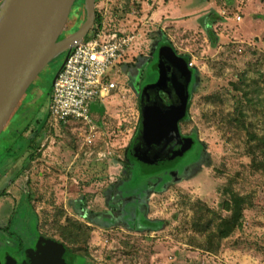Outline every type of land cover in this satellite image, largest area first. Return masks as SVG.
<instances>
[{"label":"rangeland","instance_id":"374dc122","mask_svg":"<svg viewBox=\"0 0 264 264\" xmlns=\"http://www.w3.org/2000/svg\"><path fill=\"white\" fill-rule=\"evenodd\" d=\"M171 1H96L101 26L137 38L116 67L125 90L92 103L98 126L93 144L85 143L86 128L55 124L49 114L53 80L66 52L29 88L0 136V246L20 239L32 243L41 234L65 243L79 256L77 264H264V165L254 162L263 160L264 151V0H208V9L205 0H195L187 19L167 11ZM190 1L176 0L183 9ZM77 5L62 37L86 18L84 0ZM211 25L215 44L205 28ZM94 28L95 23L89 36L99 27ZM161 32L197 69L189 118L180 127L204 145V159L185 179L148 195L146 216L163 220L160 230L137 231L119 222L105 227L93 218L110 201L146 188L149 174L130 162L128 181L110 195L125 177V151L141 119L139 94L125 68L130 72L141 63L147 81L157 79L145 59L155 53L156 60ZM184 158L195 159L192 150ZM231 192L245 198L241 225L219 238L221 221L231 215L224 206ZM80 200L88 217L79 212ZM143 212L136 211L140 222ZM130 219L134 226L137 219Z\"/></svg>","mask_w":264,"mask_h":264},{"label":"water","instance_id":"95a60500","mask_svg":"<svg viewBox=\"0 0 264 264\" xmlns=\"http://www.w3.org/2000/svg\"><path fill=\"white\" fill-rule=\"evenodd\" d=\"M78 0H3L0 5V136L35 79L60 53L66 52L55 79L70 50L80 44L95 23L96 0H84L86 18L67 36L63 32ZM159 76L141 93L143 121L131 156L142 168L155 174L174 164L192 147L193 138L184 137L179 122L185 118L192 79L186 60L169 45H162L153 65ZM53 86V85H52ZM161 92L167 94L168 101ZM21 130V129H20ZM20 130H17L19 135ZM64 250L50 253L39 264H66ZM15 264V263H13ZM37 264V263H36Z\"/></svg>","mask_w":264,"mask_h":264},{"label":"built area","instance_id":"2783aa9c","mask_svg":"<svg viewBox=\"0 0 264 264\" xmlns=\"http://www.w3.org/2000/svg\"><path fill=\"white\" fill-rule=\"evenodd\" d=\"M136 38L135 34L104 25L70 50L52 87L49 114L55 124L74 123L86 128L85 143L93 144L98 126L92 103L125 90L116 67Z\"/></svg>","mask_w":264,"mask_h":264},{"label":"flooded vegetation","instance_id":"af4514ba","mask_svg":"<svg viewBox=\"0 0 264 264\" xmlns=\"http://www.w3.org/2000/svg\"><path fill=\"white\" fill-rule=\"evenodd\" d=\"M77 8H78V5L75 6L74 9H77ZM158 44L161 47V45H163L164 43L160 41L158 42ZM154 56H155V53H152L151 56L145 59V61L150 62V63L152 62L154 65L158 61V56L155 58L156 59L155 61H154ZM140 67H141V63L140 65H137L131 72L127 73L129 75V82H130L131 87L139 94V100H140L139 106H140V111H141V119H140V123L137 126L136 133L133 136L130 144L128 145L125 151V156H126V161H128L127 159V153H128L130 157L132 158V160H134V163H137V164H139V162L136 161L131 156V149L133 146L143 147V142L141 140V137L140 139H138V142L134 143L137 137L140 125L142 124V121H143V113H142V106H141V93H142V89L147 84L153 83L158 79L157 78L154 81H151V80L147 81L148 75L147 73H144L145 69L141 70ZM137 70L141 71L139 78L136 77L138 75ZM191 83L192 82H190L189 89L191 88L190 87ZM161 96L166 101H168L166 93L161 92ZM185 118L179 122V127H180V123L182 121H185ZM180 132L184 137L193 138L194 142L192 144V147L188 149L179 159H177V161L174 164L166 165L165 167L160 168L155 174L149 173L150 175L146 177L147 178L145 182L146 188L145 189L143 188L142 193L135 192V194H132L130 198L128 197H124L123 199L117 198L115 200L110 201L108 203V209L106 211H103L102 214H100L98 219L93 218L95 223L108 227V226H111L112 224H115V222H119L120 224H125L124 226H129V228L133 229L134 226L130 224L129 222H127L126 218L136 219L137 210H140L142 212L144 211V213H146V210L148 207L147 200H148V195L150 193L159 192L160 190L164 189L167 185H170L171 182H173L174 180L185 179L187 174L191 172L192 168H194L197 163L201 162L204 159V145L199 141L196 135L194 133L184 134L181 131V127H180ZM31 140H33L34 142V139H31ZM29 142L30 140L26 142L24 151H26V149H28L33 144V142L32 143H29ZM11 150L12 149H10V152H12ZM189 150H192V154L195 156V159L191 161L190 160L188 161L187 158L183 159V157L186 155V153ZM10 152H8V154ZM131 167H133V165H126L125 167H123V172L125 173V177L123 178V180H120L117 184H115V186H112L111 191H110V195H112V198L115 197L114 195L116 194V190L119 191V189L123 187L121 185L122 181L124 182L128 181L129 179L128 174H129ZM78 203H79V212L83 216L88 217V212H86L85 210L84 202L80 200V202ZM49 239H53V238L46 237V236L39 234L32 240V243H25L20 239L18 242L10 243V244L8 243L7 245L0 246V264H13V263L15 264H36V263L39 264L41 263L42 261H44V259H46L50 255V253L54 252L55 250L58 251L59 249L62 248L59 244L50 245ZM64 255H65V252H64Z\"/></svg>","mask_w":264,"mask_h":264},{"label":"trees","instance_id":"16d2710c","mask_svg":"<svg viewBox=\"0 0 264 264\" xmlns=\"http://www.w3.org/2000/svg\"><path fill=\"white\" fill-rule=\"evenodd\" d=\"M96 1H98V0H96ZM215 17L212 18V24L215 23L216 21H218L217 18L215 19ZM219 19H221V18H219ZM101 24H102V16L100 13L96 12L94 30L96 28L100 27ZM205 28H206L213 44H215L217 38H216V35L212 29V25L210 27H205ZM88 36H89V34L87 35V37ZM160 40L162 41V43H164L163 45L167 44V45L171 46L177 55H179L180 57H182L186 60L188 66H189V62L191 59L190 56L186 55V54H184V55L178 54L177 50L173 47L171 41L168 39L167 35L164 32H161ZM63 53H65V52H63ZM189 68L192 71V79H191L192 83L190 86L191 88H190V98H189L188 108L190 107L191 100H192L193 87L197 82V69L191 68V67H189ZM125 72L129 73L128 68H125ZM130 72H131V70H130ZM51 93H52V88H51ZM99 114L103 115L104 110L101 109L99 111ZM188 118H189V114L187 113L185 120H187ZM38 134L39 133H37V135ZM32 142H33V140H30L29 143H32ZM262 153H263V160H259V161L256 159L254 160L255 163H259L261 161L259 163V165H264V151ZM127 159H128V161L125 162L126 165H130V162H134V160H132V158L130 157V155L128 153H127ZM145 173L149 174V172H147V171H145ZM229 198L230 199L225 202L224 206L227 210L231 211V215L227 219H224L221 221V226H220L219 231H218V237L219 238L228 237L235 228H237L241 225L242 213H243V209H244L243 204L245 202V198L243 196H240V195L234 193V192H231L229 194ZM163 225H164L163 220H152L148 217H144L143 222H140L139 218L137 219V223L134 225L133 229H135L137 231L152 232V231L160 230L163 227ZM49 242H50V245H58L59 244L63 248V250L65 252L64 259H65L66 264H77V262L79 261V256L77 254H75V252H73V250L68 248L65 243L60 242L58 240H53V239H49Z\"/></svg>","mask_w":264,"mask_h":264},{"label":"crops","instance_id":"0c3cea01","mask_svg":"<svg viewBox=\"0 0 264 264\" xmlns=\"http://www.w3.org/2000/svg\"><path fill=\"white\" fill-rule=\"evenodd\" d=\"M206 2H204L203 4H205L204 6H205V8H209L210 6H209V1L208 0H205ZM230 1V0H229ZM172 3L170 4V8H168V12H173V14L176 16V17H180V18H182V19H187L191 14H193V11L191 12V10L192 9H194V7H193V3H195V0H191L189 3H188V5H186L185 6V8L186 9H183V8H181V6H179L178 4H177V2H176V0H174V1H171ZM209 3V4H208ZM207 4V5H206ZM211 5V4H210ZM178 6H179V8H180V10L178 9ZM178 9V10H176V9ZM170 9H172V10H170ZM191 9V10H190ZM220 10V9H219ZM218 10V11H219ZM222 10H224V9H221L220 11H222ZM163 11V10H162ZM161 11V12H162ZM191 13V14H190ZM157 15H159V12H158V14ZM240 16V15H239ZM242 19V18H241ZM93 112V111H92ZM94 114H95V112H93ZM96 114H98L99 115V113H96ZM100 116V115H99ZM143 214V217H147L146 216V213H142Z\"/></svg>","mask_w":264,"mask_h":264}]
</instances>
